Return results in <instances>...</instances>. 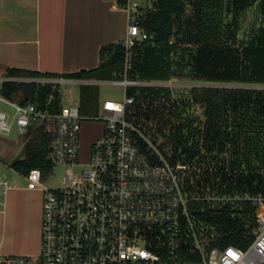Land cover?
Here are the masks:
<instances>
[{"label": "built area", "instance_id": "built-area-1", "mask_svg": "<svg viewBox=\"0 0 264 264\" xmlns=\"http://www.w3.org/2000/svg\"><path fill=\"white\" fill-rule=\"evenodd\" d=\"M123 1L121 6L129 13L123 42L128 60L123 75L109 82L124 87L126 96L104 101V134L87 155L79 106L51 109L49 101L9 100L2 93L6 80L39 81L0 79V105L13 109L0 108V135H11L15 126L25 135L32 124L43 123L53 139L54 169L67 170L60 187L44 185L41 169L27 175L29 188L43 192L42 254L37 259L0 254V264H264V196L251 198L255 226L247 248L214 245L216 237L192 209L197 202L222 203V198L207 196L204 185L193 186L192 164L175 159L171 143L148 138L131 120L137 97L128 90L149 85L128 76L131 52L139 39L147 38L141 20L156 0ZM70 81L61 77L51 83ZM2 182L8 185L0 176Z\"/></svg>", "mask_w": 264, "mask_h": 264}, {"label": "trees", "instance_id": "trees-1", "mask_svg": "<svg viewBox=\"0 0 264 264\" xmlns=\"http://www.w3.org/2000/svg\"><path fill=\"white\" fill-rule=\"evenodd\" d=\"M118 1L120 5L124 2L123 0ZM261 4L264 20V0L261 1ZM188 15L189 4L187 0H156L154 8L148 9L142 16L141 27L147 38L137 42L132 49V67L128 71L130 78L170 80L174 73L173 65L175 62L173 56L178 48L173 39L180 40L190 32L192 23ZM200 25L203 26H198L196 34L198 46L190 49L189 52L190 65L197 77L222 83H264V26L251 41L242 47L236 48L234 45L224 43L220 33L215 32L214 28H210V25L202 22ZM128 54L129 52L123 42L105 44L100 49V65L97 68L84 69L62 76L75 80L111 81L123 75ZM50 76L59 75L40 74L22 68H11L7 72L8 78ZM83 85L81 89L82 101L93 104L98 103V85L95 83ZM2 93L7 99L20 101L22 104H44L50 90L46 93L40 91V87L35 81L6 80L3 84ZM128 94L137 97V103L132 111L136 120L131 118L136 125L141 124V117L146 118L147 121H152L159 114L164 115L163 125L165 127L171 125L169 137H173L172 144H174L175 159L185 160L194 165V161L199 156H204V154L201 155V151L206 146L201 143V139L196 144L191 145L189 143L187 133L194 130V122L185 118V111L179 104L174 109L167 106L164 110H160L151 104L147 108H141V99L144 102H156L162 97L169 99L171 97L170 91L163 88L136 87L129 89ZM193 95L195 101L202 104L205 109V125L203 128L200 126L195 131L197 138H206V145L209 139L212 140V145L219 142L222 147L220 151H222L227 144V140H231L235 142L238 150H242L239 145L240 139L264 138V92L194 89ZM171 116L178 120V123L173 124ZM196 133L194 132V135ZM166 134L164 135L167 136ZM250 134L254 136L250 137ZM24 138L26 140L24 158L13 160L12 167L25 175H28L32 169H41L45 176L49 175L55 164L52 159L53 139L46 131L45 125L43 123L32 124ZM248 145L254 148L258 146L254 143H248ZM238 160L241 163L240 167L243 166L244 161L247 164L251 161L247 155L245 158L243 156L242 160ZM244 174H246V171H243ZM196 176L193 172V186H206L203 178L199 179ZM222 179L233 188H241L240 185L249 184L246 177L235 178L232 175L229 176L228 173L224 174ZM255 190H264V181ZM196 191L193 190L194 193ZM240 191L242 190L238 189L234 193ZM202 203L205 202H197L196 204L200 207ZM235 203H238V201ZM255 212L256 207L250 199L249 201H239L238 206L227 202L222 206L208 207L205 210L196 212V217L204 222L209 232L216 237L214 245L220 247L233 245L245 249L253 240L251 232L255 226Z\"/></svg>", "mask_w": 264, "mask_h": 264}, {"label": "rangeland", "instance_id": "rangeland-1", "mask_svg": "<svg viewBox=\"0 0 264 264\" xmlns=\"http://www.w3.org/2000/svg\"><path fill=\"white\" fill-rule=\"evenodd\" d=\"M261 1L262 0H187L189 4L188 18L192 23V28L185 37L180 39L181 41L177 38L173 39V42L178 48L173 56L175 63L173 65L174 73L172 77L168 81L143 80L149 82L148 87L163 88L170 91L171 97L169 99L162 97L160 100H156V102H144V100L141 99V108H147L149 107L148 105L151 104L153 107H158L160 110H164L167 106L174 109V107H177L179 104L185 111V118L188 120L191 119V122H194V130L191 133H187L191 144H196V142L201 139L202 144L206 146L202 150L203 152L201 151L204 156L198 157L199 159L194 158L196 162L193 163L194 165L192 166L195 170H192L194 174L197 175L196 177L199 179L203 178L207 187L205 189L207 196L216 197V199L222 198V203H219L217 200H212V202L202 203L200 207L196 206V208H191L193 213L195 212V217L196 212H198L197 210L201 211L212 206H222L227 202L238 206L239 201H249L251 198L264 196V190H255V188L264 181V138L240 139L239 145L242 150H238L235 142L231 140H227V144L222 151H220L222 147L219 145V142H215V145H212V140L210 141L209 139L206 145V138H197V133L195 131L197 128L199 129L200 126L203 128L205 125V109L202 104L195 101L193 95L194 89L264 92V83H222L199 78L192 71L189 56L190 49H194L198 46L196 34L198 26H203L200 25L201 22L210 25V28H214L213 30L215 32L218 34L220 33L224 43H228L232 46L234 45L236 48L242 47L251 41L264 26ZM141 41L142 40L139 39L137 42ZM83 84L78 81H72L58 83L57 85L47 83V87H42L44 84L39 82L40 91L46 93L50 90V94L45 100L46 102H43L47 103L49 101L52 104L51 109H60L65 105H76L81 108V115L83 118L81 140L83 154L85 156L88 153L90 145L97 140V138H92L94 132H98L103 125L105 126V122L101 119L103 114L100 103L105 100H124L126 89L122 86H115L110 82L97 84L100 88L101 101L99 100L98 103L93 104L84 100L82 101L81 89L84 86ZM0 108L13 112V109L5 104H1ZM129 116L133 118V120H136L133 112H131ZM163 116V114H159V116L155 117L152 121H147L146 118L141 117V124L138 125V127L142 129L148 138H173L169 137V128L171 125L169 124L166 127L163 125ZM171 118L173 119V124L178 123V120L173 118V116H171ZM194 132L196 135H194ZM165 133H167V136L164 135ZM24 136L25 135H21L17 131L16 126L11 135L7 137L0 135V176L3 180L8 182L7 186L3 182L0 183V209L3 208V204L7 202L8 198L13 200L10 194L7 198L5 197L6 187L9 185H19L21 191L18 193L22 198L27 199L31 194L27 175L12 167L13 160L24 158L26 143ZM251 136L254 135L250 134V137ZM248 143H254L258 146L254 145L255 148L250 147L251 145H248ZM246 155L250 157L251 161L249 164L244 161L242 164L243 166L240 167L241 163H239L240 161L238 159L242 160V157L244 156L245 158ZM222 167H224V169H222ZM243 171H246V174L243 175ZM66 172L67 170L65 167L56 166L51 174L43 178V184L50 187L62 186ZM226 173L235 178L246 177L249 181L247 183L249 184L245 186L240 185L241 188H233L222 179ZM238 189L242 191L234 193ZM32 190L34 192L33 196H39L40 191L36 190L40 189ZM226 192L231 194H227ZM236 201H238V203H235ZM23 204L30 206L26 203ZM30 210L32 211L31 207ZM11 215L12 206H10V216ZM195 217L194 219H196ZM16 229L20 230L19 228ZM37 229L39 230H37L34 238L36 239L37 237L38 245H36L34 252L25 254L33 259L39 258L42 254V222ZM27 238H29V236H27ZM18 242V239H12V233H9L7 246L5 248L8 249L9 245ZM5 253L7 254L10 252L6 251Z\"/></svg>", "mask_w": 264, "mask_h": 264}, {"label": "crops", "instance_id": "crops-1", "mask_svg": "<svg viewBox=\"0 0 264 264\" xmlns=\"http://www.w3.org/2000/svg\"><path fill=\"white\" fill-rule=\"evenodd\" d=\"M128 21L129 13L118 0H0V79H7L11 68L59 75L37 78L47 87L64 74L97 68L103 45L126 40ZM66 79L82 84L109 82ZM103 134L104 125L92 138H102ZM165 139L172 144L173 138ZM19 187H6L5 197L10 194L13 200L8 198L0 209V254L25 255L38 245L34 235L42 222L43 192L36 190L40 194L33 196L29 188L30 197L25 199L20 197ZM9 233L19 242L6 249Z\"/></svg>", "mask_w": 264, "mask_h": 264}, {"label": "bare ground", "instance_id": "bare-ground-1", "mask_svg": "<svg viewBox=\"0 0 264 264\" xmlns=\"http://www.w3.org/2000/svg\"><path fill=\"white\" fill-rule=\"evenodd\" d=\"M153 81V80H152ZM241 88V87H240ZM184 150V149H183ZM187 151V150H186ZM204 173V172H203ZM199 184V183H198ZM224 202V201H223Z\"/></svg>", "mask_w": 264, "mask_h": 264}]
</instances>
